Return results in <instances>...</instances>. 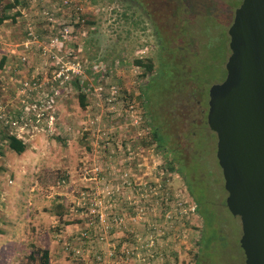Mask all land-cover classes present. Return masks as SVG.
Segmentation results:
<instances>
[{
    "label": "rangeland",
    "instance_id": "1",
    "mask_svg": "<svg viewBox=\"0 0 264 264\" xmlns=\"http://www.w3.org/2000/svg\"><path fill=\"white\" fill-rule=\"evenodd\" d=\"M57 1L22 10L41 39L38 11ZM77 1L83 22L49 57L24 47L23 22L0 26V264H43V252L46 264H245L206 124L241 0ZM135 59H151L153 74ZM56 62L79 67L64 81ZM168 163L202 182L198 211Z\"/></svg>",
    "mask_w": 264,
    "mask_h": 264
},
{
    "label": "water",
    "instance_id": "2",
    "mask_svg": "<svg viewBox=\"0 0 264 264\" xmlns=\"http://www.w3.org/2000/svg\"><path fill=\"white\" fill-rule=\"evenodd\" d=\"M227 33L226 74L209 90L206 124L245 264H264V0H241Z\"/></svg>",
    "mask_w": 264,
    "mask_h": 264
},
{
    "label": "built area",
    "instance_id": "3",
    "mask_svg": "<svg viewBox=\"0 0 264 264\" xmlns=\"http://www.w3.org/2000/svg\"><path fill=\"white\" fill-rule=\"evenodd\" d=\"M35 1V0H31ZM56 3V2H55ZM51 7H42L38 12L39 18L44 22L45 27V36L44 39H41L39 35L35 32V28L33 25V21L27 22V28L25 30V41L24 47L28 48L29 44H35L42 46L40 49V54L42 57L52 56V49L61 52L63 49V45L66 40L72 39V34L74 32V25L80 24L83 22L81 19L82 16V3L77 0H59L57 4L50 5ZM63 15H66L63 17ZM25 18H28L27 15H23ZM71 18L72 22L68 19ZM16 52H12L11 57H14ZM19 60L22 62L25 61L24 57H19ZM57 66L60 68V72L58 73V78H62L64 81L69 79V72L75 71L76 68L79 67V64H73L71 67H66L63 62H56ZM44 65H48L47 62H44ZM64 73V75H63ZM24 86H28L27 83L23 84ZM32 85H36L33 83ZM43 86L44 84H40ZM114 94V91H112ZM15 124V123H14ZM11 182L9 181V184ZM123 221L122 217H114L113 222L115 224H121ZM99 222H103V216H100ZM91 226L93 224H90ZM95 228V226H94ZM107 229V226L105 227ZM100 241L103 240V237L99 235L98 238ZM98 240V241H99ZM113 253L109 254V257H112ZM100 256L96 258L97 262H102Z\"/></svg>",
    "mask_w": 264,
    "mask_h": 264
},
{
    "label": "trees",
    "instance_id": "4",
    "mask_svg": "<svg viewBox=\"0 0 264 264\" xmlns=\"http://www.w3.org/2000/svg\"><path fill=\"white\" fill-rule=\"evenodd\" d=\"M37 1H41V0H37ZM53 1H55V0H53ZM29 2H31V0H8V1L0 0V26L6 20H11V22H13V23H17V21L19 20L21 23L22 22L24 23L25 30H26L27 22L31 21V20L29 18H26V19L24 18L23 14H22V10H24L29 5ZM81 19L82 20L84 19V15L81 16ZM68 20L70 22H72L71 18H69ZM79 25L80 24H75L74 25L75 29L78 28ZM37 31L39 32V30H36V33H38ZM227 40H228V38H227ZM226 49H227V44H224V52L226 51ZM5 60H6V58H4L0 62V68H2L4 66ZM133 65L136 68L143 70L142 76H145L146 74L152 75L154 72V62L151 59H147V60L135 59L133 61ZM77 83L78 82H76V84ZM78 88L80 89L79 86H78ZM79 101H80L81 107L84 108L86 106V100H85L84 94L79 95ZM2 140H3V142H5L7 144L8 149L17 155H21L22 153H24V151L26 149L23 142L21 140L17 139L15 136H4ZM153 140L154 141L157 140V142L160 144V146H162L163 143L161 142L159 133L154 132ZM168 167H169L168 168L169 171H175L176 170L177 173L184 176L187 190L189 191L190 195L193 197L196 209L198 211L200 204L198 203L199 196L197 197L196 192H197V190L202 189L201 188L202 182L196 183L195 184L196 189L195 188L192 189L191 184H193L192 185V187H193L194 182L190 177V172L188 174H185L181 171L180 167H179V169H174V166H172L171 163H168ZM182 167L189 168V167H187V164H184V165L182 164ZM193 167L197 169L198 166L196 164H194ZM186 173H187V171H186ZM204 200H205V195H204ZM59 208H62V207L59 206ZM57 215L62 216L63 213L60 212V214L58 213ZM211 228H212V226H211ZM47 255H48L47 252H43V254H42L43 264L47 263ZM30 259L35 260V258L33 256H30Z\"/></svg>",
    "mask_w": 264,
    "mask_h": 264
},
{
    "label": "flooded vegetation",
    "instance_id": "5",
    "mask_svg": "<svg viewBox=\"0 0 264 264\" xmlns=\"http://www.w3.org/2000/svg\"><path fill=\"white\" fill-rule=\"evenodd\" d=\"M206 115H207V114H206ZM192 185H193V184H191V188L193 189Z\"/></svg>",
    "mask_w": 264,
    "mask_h": 264
}]
</instances>
